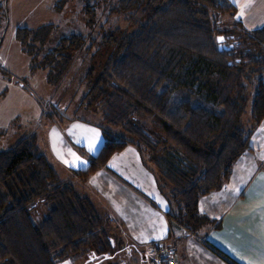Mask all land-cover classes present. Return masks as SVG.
<instances>
[{"label":"trees","instance_id":"16d2710c","mask_svg":"<svg viewBox=\"0 0 264 264\" xmlns=\"http://www.w3.org/2000/svg\"><path fill=\"white\" fill-rule=\"evenodd\" d=\"M112 9L134 28L115 26L98 42L82 105L101 110L104 143L76 172L87 180L134 145L169 190L170 220L198 233L212 222L200 212L201 197L230 179L264 120V25L249 30L233 19L222 28L221 17L237 13L229 0H119ZM49 29L40 27L38 40ZM220 34L237 39L235 48L220 51ZM86 42L65 36L45 59ZM103 48L107 57L96 62ZM118 247L94 202L38 150L35 133L0 151V264H59Z\"/></svg>","mask_w":264,"mask_h":264},{"label":"crops","instance_id":"0c3cea01","mask_svg":"<svg viewBox=\"0 0 264 264\" xmlns=\"http://www.w3.org/2000/svg\"><path fill=\"white\" fill-rule=\"evenodd\" d=\"M229 1L237 6L234 19L242 21L245 28L254 30L264 25V0ZM41 126V137L35 134L37 143L40 140V145L44 144L42 153L55 168L59 165L64 176L56 169L64 180L73 181L76 189L94 202L106 222L112 221L106 229L119 247L114 254L103 256L105 260L144 264L147 246L165 241L174 249L177 264H260L264 213L256 210L264 206L260 196L264 190V160L259 158L264 155V120L251 137V148L235 163L230 179L221 189L201 197L200 212L212 222L198 233L172 225L169 190L162 189L155 167L144 162L136 146L130 144L116 152L106 166L83 180L76 171L87 170L100 151L104 143L100 126L76 116ZM86 128L98 129L103 138L95 152L88 150ZM70 177L73 179L68 180ZM236 188L242 189L238 195L233 192Z\"/></svg>","mask_w":264,"mask_h":264},{"label":"rangeland","instance_id":"374dc122","mask_svg":"<svg viewBox=\"0 0 264 264\" xmlns=\"http://www.w3.org/2000/svg\"><path fill=\"white\" fill-rule=\"evenodd\" d=\"M118 2L4 0L0 12V151L14 147L19 140L35 132L41 137V125L54 119L66 120V117L76 116L98 125L102 123L99 108L82 105L88 92L85 76L95 65V52L107 31L115 26L134 28L126 12H113L112 8ZM233 19V15H223L221 27L229 26L228 22ZM45 25H51V29L43 43L38 40L37 32ZM27 30H30V35H26ZM70 34L83 35L87 39L86 47L83 50L72 49L69 53L60 51L53 61L46 60V55ZM94 39L97 41L92 45ZM107 54V49L103 48L96 56V62L105 59ZM68 55L70 59H67ZM66 63H70L69 66ZM253 92L244 113L246 122L250 120ZM38 150L41 153L45 151L40 140ZM56 168L61 170L59 165ZM60 172L63 177V171ZM110 224L112 221L106 222L109 228ZM105 255L91 251L83 257L59 264H111L113 260H105Z\"/></svg>","mask_w":264,"mask_h":264},{"label":"snow or ice","instance_id":"6c2138e0","mask_svg":"<svg viewBox=\"0 0 264 264\" xmlns=\"http://www.w3.org/2000/svg\"><path fill=\"white\" fill-rule=\"evenodd\" d=\"M240 16H243V12L240 13ZM237 18H240V17H237ZM220 39L223 40V37H221ZM83 131L87 134L86 138L90 141L89 146H88L89 152H95L98 148V145L102 143V140H103L100 131L96 128H86V129H83ZM69 154L72 156H75V153L69 152ZM259 158L261 160H264V155H261ZM65 162L67 163V161ZM81 163H84V162H81ZM70 166H74V165H70ZM261 181L264 182V176L261 177ZM241 190L242 189L240 188H236V189H233V192L238 195L241 192ZM249 195L251 198L252 194H249ZM260 196L264 198V190L261 191ZM256 211L264 213V206L257 209ZM261 218H262V221H264V216H262ZM261 230L264 231V223H262L261 225ZM240 259L243 260L244 257L241 256ZM258 259L260 261V264H264V242L261 243ZM248 264H254V262L249 261Z\"/></svg>","mask_w":264,"mask_h":264},{"label":"built area","instance_id":"2783aa9c","mask_svg":"<svg viewBox=\"0 0 264 264\" xmlns=\"http://www.w3.org/2000/svg\"><path fill=\"white\" fill-rule=\"evenodd\" d=\"M4 0H0V12ZM147 257L144 264H177V255L174 249L165 241H158L147 246Z\"/></svg>","mask_w":264,"mask_h":264},{"label":"water","instance_id":"95a60500","mask_svg":"<svg viewBox=\"0 0 264 264\" xmlns=\"http://www.w3.org/2000/svg\"><path fill=\"white\" fill-rule=\"evenodd\" d=\"M223 37V40H221L220 38ZM229 37L224 35V34H220L217 36V42H218V48L220 51H231L233 48H234V43H231V44H228L226 42V40L228 39ZM172 225L175 227V228H181V225L178 224L177 222L173 221L172 222Z\"/></svg>","mask_w":264,"mask_h":264},{"label":"flooded vegetation","instance_id":"af4514ba","mask_svg":"<svg viewBox=\"0 0 264 264\" xmlns=\"http://www.w3.org/2000/svg\"><path fill=\"white\" fill-rule=\"evenodd\" d=\"M229 36V35H228ZM226 42L228 43V44H231L232 42L234 43V48H235V44H236V42H237V39H235L234 37H229L227 40H226ZM233 48V49H234Z\"/></svg>","mask_w":264,"mask_h":264}]
</instances>
